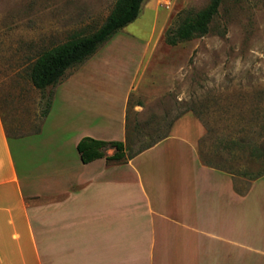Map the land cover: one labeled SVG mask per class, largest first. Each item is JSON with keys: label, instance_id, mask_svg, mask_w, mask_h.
<instances>
[{"label": "crops", "instance_id": "crops-1", "mask_svg": "<svg viewBox=\"0 0 264 264\" xmlns=\"http://www.w3.org/2000/svg\"><path fill=\"white\" fill-rule=\"evenodd\" d=\"M99 55L53 86L33 125L12 124L0 108V264H264V172L203 163L204 128L192 115L132 158L107 161L108 147L81 161L82 138L125 142L128 131L133 88L116 89L119 100L69 97L72 86L90 87ZM244 145L246 158L264 157L260 142Z\"/></svg>", "mask_w": 264, "mask_h": 264}, {"label": "rangeland", "instance_id": "rangeland-1", "mask_svg": "<svg viewBox=\"0 0 264 264\" xmlns=\"http://www.w3.org/2000/svg\"><path fill=\"white\" fill-rule=\"evenodd\" d=\"M115 1L0 0V108L6 120L33 125L42 118L54 87H33L31 64L72 35L96 30ZM208 2L146 0L138 18L98 49L99 57L85 73L94 84L80 88L83 94L72 86L69 97L119 100L116 89L133 88L127 107L128 154L168 134L178 117L190 114L204 128L199 142L203 163L236 173L245 166L257 174L264 169V157L250 160L243 147L260 142L264 149V0H223L208 34L168 45L165 33ZM83 72L69 85L80 82ZM93 76L105 85L98 87ZM67 92L62 87L57 93L58 114L66 109ZM64 130L69 132V123Z\"/></svg>", "mask_w": 264, "mask_h": 264}, {"label": "trees", "instance_id": "trees-1", "mask_svg": "<svg viewBox=\"0 0 264 264\" xmlns=\"http://www.w3.org/2000/svg\"><path fill=\"white\" fill-rule=\"evenodd\" d=\"M146 0H116L105 21L93 32L86 35H72L65 42L44 50L31 64L29 79L33 87L45 90L57 85L66 72L81 65L94 55L98 49L108 42L114 35L133 23L140 15L142 5ZM223 0H209L206 7L194 15L182 19L175 27L165 33V42L175 46L178 43L190 41L209 33L210 25L217 15ZM51 107V99L47 102L42 116H46ZM128 126V123H127ZM103 141L90 137L82 138L77 150L83 163H89L95 159L105 157L104 150L114 148L115 153L106 157L107 161H121L132 158L143 150L151 147L160 140L156 139L128 154L127 141ZM261 172H264L261 171Z\"/></svg>", "mask_w": 264, "mask_h": 264}, {"label": "built area", "instance_id": "built-area-1", "mask_svg": "<svg viewBox=\"0 0 264 264\" xmlns=\"http://www.w3.org/2000/svg\"><path fill=\"white\" fill-rule=\"evenodd\" d=\"M167 1H169V0H167Z\"/></svg>", "mask_w": 264, "mask_h": 264}]
</instances>
